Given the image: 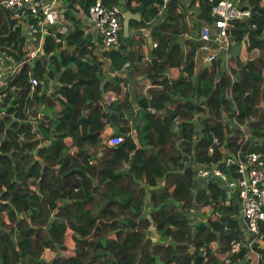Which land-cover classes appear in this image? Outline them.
<instances>
[{"label": "trees", "instance_id": "obj_1", "mask_svg": "<svg viewBox=\"0 0 264 264\" xmlns=\"http://www.w3.org/2000/svg\"><path fill=\"white\" fill-rule=\"evenodd\" d=\"M96 1L64 0V4L69 12L78 14L80 7L87 14ZM181 1L170 0L164 5L165 0H124L122 4L120 0H103L107 6L121 4L126 13L142 16V21L131 22L130 30L159 21L151 25L157 43L152 51L156 58L151 62L143 63L144 56L138 50L123 53L127 48L123 43H132L131 37L125 38L123 29L119 48L105 54L112 70H124L131 78L145 75L152 81L149 100L142 99L139 105L155 113L144 118L143 127H137L136 138L130 136V122L123 115L132 107L128 94H122L128 82L119 76L105 80L104 64L96 58L91 60L94 48L77 18L65 15L75 21L68 37V43L77 44L73 53L62 50L63 44L56 39L63 37L48 28L44 56L16 76L13 84L22 90L17 103L8 108L6 121L0 124V264H239L243 253L230 255L232 242L241 237L236 220L214 214L208 220L209 228L202 226L194 234L185 211L194 206L202 209L204 205L220 211L218 203L227 197L216 182H211L208 198L202 197L206 191L202 188L194 201L196 162L216 165L234 180L238 178L237 166L226 164L223 145L236 156L241 148L244 153L263 149L264 59L241 67L233 86L239 122L255 119L251 126L253 140L245 143L238 129H232L227 137L222 119L224 113L230 112V81L226 72L221 70L218 75L220 61L196 74V48L185 60L180 48L171 46L172 37L188 33L191 28L188 11L178 12ZM247 2L253 16L244 28L256 25L250 34L249 50L261 48L264 52V0ZM193 5L194 2L190 7ZM200 7L197 20L212 26L209 1L200 0ZM24 22L33 24L35 20L29 15ZM244 28L231 32L233 40L243 39ZM25 42L22 26L12 18V12L0 7V51L20 60L26 55ZM181 65L184 76L170 80L168 71ZM30 74L46 83L57 76L61 86L57 91L64 99L56 120L52 121L47 109H54L58 102L42 87L30 100ZM110 93L121 95L108 102L118 115L105 110ZM200 97L206 100L209 117L202 123V138L195 141V113L205 110L199 105ZM40 106L44 107L41 140L24 122V112L28 108L39 111ZM159 111H164L163 118L156 113ZM176 119L180 121L178 129L174 127ZM108 124L117 128V135H124L120 145L105 144L103 132ZM215 138L221 146H215L210 155ZM48 140V146L40 147ZM101 147L102 156L98 158ZM186 162L188 166L182 170ZM163 176V191L151 192L155 212L151 219L143 217L146 189L138 181L145 179L149 187H155L156 177ZM168 200L179 206H170ZM202 202L201 207L196 206ZM197 211L200 216L202 213ZM152 225L173 242L154 245L148 238ZM214 241L220 245L215 254L207 252L195 258L191 255L192 245L199 248ZM261 252L264 258V249Z\"/></svg>", "mask_w": 264, "mask_h": 264}, {"label": "built area", "instance_id": "obj_2", "mask_svg": "<svg viewBox=\"0 0 264 264\" xmlns=\"http://www.w3.org/2000/svg\"><path fill=\"white\" fill-rule=\"evenodd\" d=\"M212 7V17L214 24L212 26H204L200 30L202 49L209 52L208 62H219L218 53L211 47L212 43H216L220 50L228 54L233 37L232 29L243 27L253 16V9L248 4L245 7L239 6L235 0H208ZM0 7L12 12V18L19 20L23 25L25 18L32 16L35 20L33 24H29V29L34 38L37 40V34L43 41L49 34L48 28L55 26L60 20V12L58 0H0ZM79 11L86 14L80 7ZM125 11L123 6H107L103 0H97L94 5L89 8L86 14L89 20L97 27L102 35L103 45L107 52L117 50L120 46V36L123 29L122 21L124 20ZM212 27L216 29L215 38L213 37ZM256 30V25H252L247 29L244 42L250 38L252 31ZM67 28L62 29L61 33L65 34ZM34 40V41H36ZM26 53L24 58L17 60L5 51H0V124L6 121L8 116V108L17 103L18 95L22 88L13 84L16 76L20 74L22 69L34 62L39 57L44 56V45L33 47L26 45L24 47ZM228 55L225 58V66L222 71L226 72L229 78L230 86L227 90V98L230 102V112L223 114V125L226 136L230 134L232 129H238L245 138V143L253 140L252 124L254 118L247 119L245 122H239V111L236 105L235 96L233 94V86L238 82L241 67L232 66ZM252 60V59H251ZM254 60V59H253ZM30 100H33L37 89L44 85L43 81L30 74ZM61 100L64 98L59 97ZM199 105L205 110L203 113H195V125L199 124L196 130L194 140L202 138V123L209 117V110L206 108V100L203 97L199 99ZM44 107L40 106V110L28 108L24 112V122L33 127V132L37 134L39 140L43 138L40 124L44 118ZM176 128L180 124L178 119L174 122ZM233 132V131H232ZM231 132V133H232ZM122 136H112L106 140V144L117 146L123 142ZM46 141L40 143V147L46 146ZM215 146H221L218 138L214 139L213 145L209 148V154L212 155ZM183 150V148L181 149ZM224 161L228 166H237L236 173L238 178L230 180L229 176L222 172L216 165L195 164L194 170L198 177L210 180L213 177L222 178L225 185L219 181L220 185L228 192L229 198L231 194L237 192L240 202V239L232 242L230 255H240L243 257L240 264H264V147L258 151L243 152L242 148L238 151L237 156L233 155L225 145H223ZM230 203V202H228ZM219 217L220 214L217 213Z\"/></svg>", "mask_w": 264, "mask_h": 264}, {"label": "crops", "instance_id": "obj_3", "mask_svg": "<svg viewBox=\"0 0 264 264\" xmlns=\"http://www.w3.org/2000/svg\"><path fill=\"white\" fill-rule=\"evenodd\" d=\"M120 1H121V4L124 2V0H120ZM169 2H170V0H165L164 5H166ZM192 2H194V5L192 7H190ZM235 2L241 7H245L249 4L247 2V0H235ZM121 4H120V6H122ZM58 7H59V12H60V20L55 26H52V28H54L56 34L60 33V36L63 37L62 39H59V38L56 39L57 43L63 44L62 50H67V52L73 53L75 47L77 46L76 43L75 44L74 43H68V37L71 34L70 30L72 32L74 30V25H75V21H73L69 18L68 19L65 18V15L67 13H69L70 16L77 18L78 22L80 23V29L83 31L85 38L89 41V43L94 48L93 55H92L93 57L91 60H93V58H96L98 61H100L104 64L103 77L105 78V80L109 79V81H112L115 77L119 76L128 82L127 85L124 86L122 94L123 95L128 94L129 99H130V103L132 104V107H131V110L125 111L123 113V115L130 122L129 123V127L131 128L130 136H133V138H136L137 137V127L145 124L144 118L147 115L155 113L154 110H151V109L144 110L139 105V102L142 99L149 100V98H150L149 90L153 86L151 79H149L145 75H141V74H138L136 77L131 78V77H129L128 73L125 72L124 70L123 71L122 70L121 71L112 70L110 61L105 55L107 53V51L105 50L104 45H103L102 35H101L100 31L97 29V27L89 20L87 15L81 13L80 11L78 14L73 12V11L69 12L67 10L66 5L64 4V0H58ZM200 8H201L200 7V0H194V1L193 0H182L181 1V5L178 7V12L181 13V12H184L186 10L188 11V14H189L188 15V21H189L191 28H190V31L188 33H182L179 36L175 35L174 37H172V40H171L172 41L171 46L179 47L181 52L185 56V60H186L187 56L192 52L193 48L194 49L196 48V50L194 51V61L196 64V66H195L196 74L198 72H200L201 70L206 69L207 67L210 66V64L208 62L209 52L202 49L200 30L202 27L207 26V25L204 24V22H200L199 20H197V15L200 14V10H201ZM158 22H159L158 20H154L151 24H149L145 28L131 29L128 37H131L132 43H123L124 45L127 46L126 50H124L123 53L125 54V53H128L130 51L138 50L141 53V55L144 56L143 57L144 58L143 63H148V62H151V59L152 60L155 59L156 56L152 55V51L154 50V48H156L157 43H156V41H154V39L152 37V31H153L152 26L157 25ZM17 24L22 26V33L26 39L25 46L28 44V45H31L33 47H38L41 44H42V46L45 44V39L43 41H41L38 34H37V40H36V38H34V34H32L30 32L29 23L25 22L22 25L19 22V20H17ZM65 27L67 28V32L65 34H62L61 31ZM234 29H237V28H234ZM234 29H232V31ZM244 29H245V33H244L243 39L241 41H236V40L232 39V44H231V47H230L228 54L226 52V55H228L229 59L231 60V61L230 60L229 61L231 62L232 66H234V67L246 66L249 62L253 61V59L254 60H256L258 58L264 59V52L261 48H256L252 51L249 50L250 38H248L247 42L243 41L245 36L248 37V35H246V31L248 28H244ZM212 31L214 33L213 37L215 38L216 29H214V27H212ZM128 37H125V38H128ZM34 40H36V41H34ZM239 43L241 44V47H238ZM211 47L217 53L219 52L218 57L220 60L219 63H221V65L219 66L220 71H219L218 75L220 76V72H222L221 70H223V68L225 66L224 64H225L226 55H222L223 50H220L218 48V46L216 45V43H212ZM216 47H217V49H215ZM57 55H59V52H57ZM57 59H58V62L61 63L60 56ZM207 64H209V66H207ZM71 65H72V63H71ZM129 65H130L129 63L126 64L125 68H127ZM53 71H56L55 67L53 68ZM54 76H55L54 78L49 77L50 78L49 81L47 83L43 82L44 85L41 86L43 92L45 91L46 94H48L49 96H52V98L57 100V102H58L56 104V106L54 107V109H47V113L50 115V118L52 119V121L56 120L57 117L59 116V113L62 111V105L60 104V101H62V100L59 97L63 98V96L60 95V93L57 91L58 88L61 87L60 82H59L57 76L56 75H54ZM183 76H184V73H183L182 65L180 67L177 66V67L171 68L167 73V77L172 81L178 80L180 77H183ZM128 78L130 80L134 81V84L129 82L127 80ZM120 98H121V95L117 96L116 94L110 93L108 100H105V102L107 104L106 106H108L109 101L113 102V101H116ZM140 111L151 112V113H146V114L142 115L140 113ZM109 113H111L112 115H118L119 114L118 112H117V114H115L113 112H109ZM156 113L161 118L164 117V111H159ZM140 115H141V118L137 123V120H138ZM174 127H175V129H177L175 125H174ZM196 127L198 128L199 124ZM120 135L122 137L124 136L123 134H120ZM120 135H117V128H115L111 124H108L105 127V130L103 132V136L105 137V144H106V140L109 137L120 136ZM123 139H124V137H123ZM50 142H51L50 140L46 141V143H45L46 146H48V144H50ZM102 150H103V147L99 148L98 158H100L102 156ZM198 163L201 165H206V164L200 163V162H196L195 164H198ZM195 164H194V168H195ZM187 166H188L187 162L183 163V165L181 167L182 170H185L187 168ZM193 171L196 172V170H193ZM195 180H196V185L194 188H192L194 201L200 197V195L198 194V191L201 190L202 188L206 189L205 194L202 197L208 198V196L210 195V191H209L208 187H209V184L211 182L209 183V180L198 177L197 173L195 175ZM156 182H157V185L155 187H149V185H147L145 179L138 181V184H140L142 188L144 187L146 189L145 204H144L142 216L147 217L148 219H151L152 213L155 212V209L153 208V206L150 202L151 192L156 191V192L160 193L163 191L164 184H165V177L164 176L163 177H156ZM212 182H216L217 187L219 189H221L224 193H226L227 197L224 201H220L218 203L220 211H217L214 207H212V205H209V206L204 205L202 209H197V208H195V206L192 208L186 209L185 214L191 220V225L193 227V233L194 234H196L202 226H206L209 228L208 220L210 217L215 216V215L218 218H224L226 216L228 218L236 220L238 222V228L240 227L239 212H240L241 206H240V203L238 200V196L236 198L237 192H234L233 194H231V196L229 198L228 192L223 188L222 185H220L219 181L213 180ZM209 201H211V200H209ZM204 202H206V201H204ZM228 202H230V203H228ZM167 204H169L170 206H179L173 200H168ZM202 204H203V202L197 203L196 206L201 207ZM236 207H238L237 210H236ZM224 208H228L230 210V212H229V210L224 211ZM197 210H200V212L202 213L200 216H198ZM217 213H219L221 217H219L217 215ZM148 238L153 242L154 245L159 244L160 242H165L167 244L173 242L172 239L164 237L156 229L155 225H152L151 228L149 229ZM219 248H220V245H219L218 241H214L212 243H207L206 245H203L202 247H199V248L196 247L195 245H192L190 247V253L194 258L197 256L204 257L207 254V252H210L211 254H215V252ZM45 259L47 260L46 256H45Z\"/></svg>", "mask_w": 264, "mask_h": 264}, {"label": "water", "instance_id": "obj_4", "mask_svg": "<svg viewBox=\"0 0 264 264\" xmlns=\"http://www.w3.org/2000/svg\"><path fill=\"white\" fill-rule=\"evenodd\" d=\"M132 21H142V17L141 15L139 14H132V13H125L124 15V21H123V32H124V35L125 37H128L129 36V32H130V24ZM70 33H71V30H70ZM207 66H209V64H207ZM129 82H131L132 84H134V81L130 80L129 78L127 79ZM104 91H103V96H104ZM106 111L108 112H113L115 114H117V112L111 110L108 106L105 107ZM140 113L143 115V114H146V113H151V112H143V111H140ZM141 118V115L139 116L138 120H137V123L138 121L140 120ZM213 180H217V181H221L224 185L226 184L222 178H219V177H213L209 180V183L212 182Z\"/></svg>", "mask_w": 264, "mask_h": 264}, {"label": "rangeland", "instance_id": "obj_5", "mask_svg": "<svg viewBox=\"0 0 264 264\" xmlns=\"http://www.w3.org/2000/svg\"><path fill=\"white\" fill-rule=\"evenodd\" d=\"M212 33H213V31H212ZM213 35H214V33H213ZM238 47H241V44L240 43H239ZM215 49H217V47ZM222 55H225V52L224 51H223Z\"/></svg>", "mask_w": 264, "mask_h": 264}]
</instances>
